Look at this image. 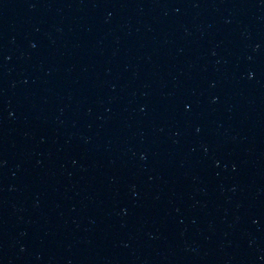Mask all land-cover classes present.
I'll list each match as a JSON object with an SVG mask.
<instances>
[{
  "label": "water",
  "instance_id": "1",
  "mask_svg": "<svg viewBox=\"0 0 264 264\" xmlns=\"http://www.w3.org/2000/svg\"><path fill=\"white\" fill-rule=\"evenodd\" d=\"M263 235L264 0H0V264Z\"/></svg>",
  "mask_w": 264,
  "mask_h": 264
}]
</instances>
